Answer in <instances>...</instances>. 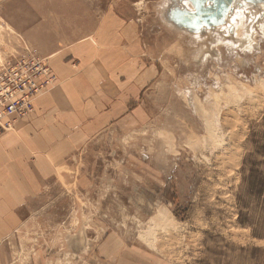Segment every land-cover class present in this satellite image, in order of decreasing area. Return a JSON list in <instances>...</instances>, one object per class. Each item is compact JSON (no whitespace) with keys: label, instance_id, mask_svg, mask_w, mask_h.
I'll use <instances>...</instances> for the list:
<instances>
[{"label":"rangeland","instance_id":"rangeland-1","mask_svg":"<svg viewBox=\"0 0 264 264\" xmlns=\"http://www.w3.org/2000/svg\"><path fill=\"white\" fill-rule=\"evenodd\" d=\"M242 1L190 31L171 17L188 0H0V69L46 64L33 112L52 54L95 29L97 62L126 64L128 97L143 89L76 119L75 148L33 151L40 179L0 264H264V5Z\"/></svg>","mask_w":264,"mask_h":264},{"label":"crops","instance_id":"crops-1","mask_svg":"<svg viewBox=\"0 0 264 264\" xmlns=\"http://www.w3.org/2000/svg\"><path fill=\"white\" fill-rule=\"evenodd\" d=\"M112 16L110 15L109 18ZM105 34L106 31L100 29L96 41H93L92 38L96 35L95 29L90 36L81 41L87 43L77 42L66 49L54 52L49 62L57 82L55 87L48 94L35 100V112L19 120L18 125L15 123L16 131L11 130L12 132H4L0 135V247L16 226L19 206L31 194V188L25 182L31 181L32 177L35 181L40 179L35 177L32 171L31 156L35 157L36 154L33 151L45 150L53 155V151L63 150V145L75 148L73 143L81 133H85L76 127V124L81 127L85 123L80 120L77 122L76 119L95 118V108L105 106V102H111V114V111H115V103L130 101L137 104L139 100L143 89L138 87L137 81L133 89L136 93L140 92L136 97H128L125 80L129 72L125 67L126 64L111 69L112 67H108L107 64L97 62L96 49L104 50L106 47L95 48V45L97 39L101 41ZM127 39L131 44L129 37ZM126 43L123 47H128ZM139 51L140 53L135 55L139 54L137 59L141 63L140 56L144 51L142 49ZM104 56L105 54L102 55ZM131 70L133 72L134 69ZM138 78L143 80L141 74L137 75ZM43 129L47 130L43 133ZM30 132H37L40 137L34 139L32 135L27 136ZM10 137L15 138V141L10 140ZM28 139L34 141L30 142ZM62 154L63 152L60 155ZM57 164L58 161L52 162V165Z\"/></svg>","mask_w":264,"mask_h":264},{"label":"built area","instance_id":"built-area-1","mask_svg":"<svg viewBox=\"0 0 264 264\" xmlns=\"http://www.w3.org/2000/svg\"><path fill=\"white\" fill-rule=\"evenodd\" d=\"M33 60L32 56L28 62L10 60L0 69V131L13 130L15 123L33 113V99L43 87L34 79L47 72L45 61Z\"/></svg>","mask_w":264,"mask_h":264},{"label":"water","instance_id":"water-1","mask_svg":"<svg viewBox=\"0 0 264 264\" xmlns=\"http://www.w3.org/2000/svg\"><path fill=\"white\" fill-rule=\"evenodd\" d=\"M192 4V11L183 10L172 13L176 23L187 29L194 30L201 28L214 29L221 25L228 12L231 10V4L234 0H188ZM250 1V0H249ZM257 0H251L256 3ZM206 2H209L207 4Z\"/></svg>","mask_w":264,"mask_h":264},{"label":"flooded vegetation","instance_id":"flooded-vegetation-1","mask_svg":"<svg viewBox=\"0 0 264 264\" xmlns=\"http://www.w3.org/2000/svg\"><path fill=\"white\" fill-rule=\"evenodd\" d=\"M238 3L240 4V6H238V7H243V5L244 4H246V5H248V3H245V2H243L242 0H238ZM256 3H260V5L262 6V5H264V0H257L256 1ZM256 3H254V4H256ZM233 4H234V1H233V3L231 4V6L234 8V7H236L237 6V4H235V6H233ZM253 4V3H252ZM232 7H231V9H232ZM245 8V7H244ZM189 11H192L193 10V8H191V9H188ZM234 10V9H233ZM231 12V10L228 12V14H227V16L229 15V16H232L234 13L232 12V13H230ZM226 19V18H225ZM213 29V28H212ZM214 29H216V27L214 28Z\"/></svg>","mask_w":264,"mask_h":264},{"label":"bare ground","instance_id":"bare-ground-1","mask_svg":"<svg viewBox=\"0 0 264 264\" xmlns=\"http://www.w3.org/2000/svg\"><path fill=\"white\" fill-rule=\"evenodd\" d=\"M244 2V1H243ZM246 3V2H245ZM235 4H237V6H240V4L238 3V0H234V4H233V6H235ZM245 8L247 7V5L246 4H244L243 5ZM232 7V6H231ZM233 12V7H232V9H231V13ZM236 17H237V15H239V13L238 12H236ZM229 16H227V18H228ZM230 21V20H229ZM229 23V22H228ZM218 27H220V26H218ZM218 27H216V28H218Z\"/></svg>","mask_w":264,"mask_h":264},{"label":"trees","instance_id":"trees-1","mask_svg":"<svg viewBox=\"0 0 264 264\" xmlns=\"http://www.w3.org/2000/svg\"><path fill=\"white\" fill-rule=\"evenodd\" d=\"M262 185H263V182L261 183V186H262ZM239 222H240V224H245L243 221H239ZM252 235H253L254 238H261L260 235H256V233H254V232H253Z\"/></svg>","mask_w":264,"mask_h":264}]
</instances>
